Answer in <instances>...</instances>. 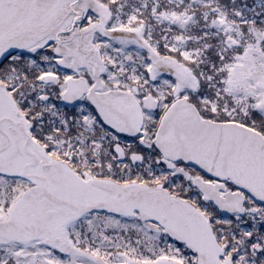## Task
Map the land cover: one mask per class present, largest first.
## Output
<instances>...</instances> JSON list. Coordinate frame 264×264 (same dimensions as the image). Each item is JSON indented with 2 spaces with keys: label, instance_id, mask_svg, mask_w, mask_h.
Returning <instances> with one entry per match:
<instances>
[{
  "label": "snow or ice",
  "instance_id": "6c2138e0",
  "mask_svg": "<svg viewBox=\"0 0 264 264\" xmlns=\"http://www.w3.org/2000/svg\"><path fill=\"white\" fill-rule=\"evenodd\" d=\"M0 264H264V0H0Z\"/></svg>",
  "mask_w": 264,
  "mask_h": 264
}]
</instances>
